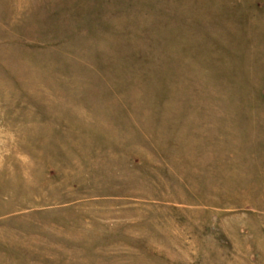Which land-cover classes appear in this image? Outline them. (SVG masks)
Listing matches in <instances>:
<instances>
[{"label": "rangeland", "instance_id": "374dc122", "mask_svg": "<svg viewBox=\"0 0 264 264\" xmlns=\"http://www.w3.org/2000/svg\"><path fill=\"white\" fill-rule=\"evenodd\" d=\"M0 264H264V0H0Z\"/></svg>", "mask_w": 264, "mask_h": 264}]
</instances>
